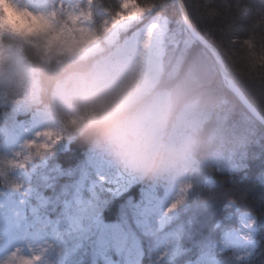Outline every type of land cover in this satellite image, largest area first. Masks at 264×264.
<instances>
[{"label": "snow or ice", "instance_id": "obj_1", "mask_svg": "<svg viewBox=\"0 0 264 264\" xmlns=\"http://www.w3.org/2000/svg\"><path fill=\"white\" fill-rule=\"evenodd\" d=\"M169 9L175 21L166 18ZM34 15L55 28V11ZM90 15L73 11L61 28ZM111 24L139 26L153 57L167 45L181 54L207 46L187 0H120ZM35 129V117L19 110L0 119V182L11 181L0 188V264H253L258 253L264 264V137L216 162L231 186L218 192L215 177L175 189L145 185L79 140ZM58 154L68 155L67 166L51 164ZM196 188L208 190L204 204L192 200Z\"/></svg>", "mask_w": 264, "mask_h": 264}, {"label": "trees", "instance_id": "obj_2", "mask_svg": "<svg viewBox=\"0 0 264 264\" xmlns=\"http://www.w3.org/2000/svg\"><path fill=\"white\" fill-rule=\"evenodd\" d=\"M92 2L101 11L92 16L97 29L99 22L109 21L120 5L118 0ZM149 2L161 3L162 0ZM187 2L203 37L216 48L238 88L264 117V0H187ZM166 18L170 21L177 19L173 9H169ZM171 26L176 25L172 23ZM137 28L139 26H133L121 32L117 42H121ZM98 35L101 37L99 31ZM0 43L18 48L33 70L34 78L41 82L70 72L91 75L95 63L111 50L106 48L104 52L85 59L57 57L55 52L51 51V58L47 63L43 60L44 51L40 46L24 44L7 34L1 36ZM158 90H165L170 94L171 118L168 126L182 107L193 100L196 101V109L206 115V119L193 134L192 156L198 170L192 184H198L207 177H215L216 183L223 185L218 192L229 191L231 186L226 183L228 177L217 175V169L205 165V159L214 150L219 149L221 144L225 151L232 149L234 157L237 158L252 147L258 138L264 137V126L258 123L226 89L212 56L201 44L194 45L183 54L174 50L171 45L164 47L162 71L153 91ZM150 95L141 97L126 109L136 111ZM25 104V102L18 104L12 100L6 105L0 103V119L11 115L14 110H19L28 117L35 107ZM63 129L67 137L79 140L91 151L95 150L88 132H74L65 126ZM78 146V143L73 145L74 148ZM50 162L67 166L68 155L58 154L50 158ZM4 184V181L0 182V188ZM33 184H36L35 179ZM207 198V189L196 188L192 200L204 204ZM248 204L249 207L252 206L251 201H248ZM219 218L218 214L215 215V219ZM212 227V216L209 215L203 229L204 237L211 234ZM259 258L258 253L253 264H258Z\"/></svg>", "mask_w": 264, "mask_h": 264}, {"label": "rangeland", "instance_id": "obj_3", "mask_svg": "<svg viewBox=\"0 0 264 264\" xmlns=\"http://www.w3.org/2000/svg\"><path fill=\"white\" fill-rule=\"evenodd\" d=\"M118 1L120 4V0ZM9 3L19 14L35 18L39 24L31 32H13L0 24V39L2 35L7 34L16 37L24 44L42 47L43 60L47 63L51 58V51H54L57 57L85 59L104 52L106 48H111L107 55L102 56L95 63V69L91 76L111 92L116 100L123 102L125 108L135 104L141 97L151 94L136 112H139L143 119L149 123L161 142L183 151L185 164L176 171L149 179L141 178L130 172L102 151L95 149L92 151L93 153L124 175L132 176L145 185L175 189L193 182L198 170L192 156L193 134L206 119V115L196 109V101L193 100L183 106L168 126L171 118L170 94L165 90L153 91L162 71L164 48L157 56L153 57L150 50L143 47L144 35L140 27L121 42H117L119 34L125 30L113 28L111 20L114 16L109 19L107 30H105L103 21L99 22L97 29L93 24L92 16L101 11L93 5L92 0H9ZM53 11L56 12V17L52 21L55 25L54 29L49 28L43 20L34 15L48 16ZM73 11L90 12L91 15L87 19H82L80 25L68 24V27L61 28L66 23V16ZM49 18L51 19V17ZM80 26L85 31H77ZM98 31L101 33V37L98 35ZM138 33L140 34L138 35ZM25 77L36 80L33 70L21 55L20 50L0 43L1 105H6L12 100L18 104L25 102V106H32L28 102L25 92L17 86ZM33 117L36 119V131L51 129L67 137L62 125L49 120L37 108H34L28 116L29 119ZM233 158H236L233 150L225 151L221 144V147L214 150L204 163L216 168V162ZM10 182V179L4 180L5 184L2 188L5 191L9 189ZM5 195L9 194L5 193ZM226 223H228L229 229L234 226L230 222Z\"/></svg>", "mask_w": 264, "mask_h": 264}, {"label": "clouds", "instance_id": "obj_4", "mask_svg": "<svg viewBox=\"0 0 264 264\" xmlns=\"http://www.w3.org/2000/svg\"><path fill=\"white\" fill-rule=\"evenodd\" d=\"M0 24L13 32H31L39 21L0 0ZM17 86L49 120L88 132L95 149L141 178H156L185 164L181 149L161 142L139 112L126 109L88 73L70 72L46 82L25 77Z\"/></svg>", "mask_w": 264, "mask_h": 264}, {"label": "water", "instance_id": "obj_5", "mask_svg": "<svg viewBox=\"0 0 264 264\" xmlns=\"http://www.w3.org/2000/svg\"><path fill=\"white\" fill-rule=\"evenodd\" d=\"M203 39L206 41L207 46L205 47L204 45H202V47H204L212 56L226 89L236 97L241 105L258 123L264 126V117L255 109V107L247 100L242 91L238 88L230 73L225 68L219 52L207 39H205L204 37Z\"/></svg>", "mask_w": 264, "mask_h": 264}]
</instances>
